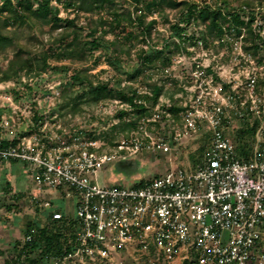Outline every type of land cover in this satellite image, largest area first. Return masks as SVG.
<instances>
[{
	"label": "built area",
	"instance_id": "2783aa9c",
	"mask_svg": "<svg viewBox=\"0 0 264 264\" xmlns=\"http://www.w3.org/2000/svg\"><path fill=\"white\" fill-rule=\"evenodd\" d=\"M225 38L232 41L229 35ZM242 38L220 57L196 42L199 51L190 52L183 77L182 133L166 131L165 123L154 135L148 132L161 115L156 107L112 154L79 135L45 134L47 142L32 135L0 149V158L32 165L39 191L73 203L74 215L51 213L54 220L73 219L78 227L74 249L53 264H264L263 129L255 135L248 160L226 135L231 114L243 120L247 111L258 119L264 113L256 92L264 60L259 64L256 56L244 52ZM221 58L246 71L241 82L225 75ZM236 96L243 99L236 102ZM200 131L209 135L202 166L188 171L171 167L128 187L105 188L97 182L98 171L114 159L120 162L140 152L167 154L172 143L193 141Z\"/></svg>",
	"mask_w": 264,
	"mask_h": 264
},
{
	"label": "trees",
	"instance_id": "16d2710c",
	"mask_svg": "<svg viewBox=\"0 0 264 264\" xmlns=\"http://www.w3.org/2000/svg\"><path fill=\"white\" fill-rule=\"evenodd\" d=\"M60 7L73 16L60 17ZM166 11H173L178 19L170 26V37L177 39L174 51L170 50L169 43L161 49L140 48L136 54L139 64L132 72H128L122 66V56L129 55L135 43L147 45L151 41L156 20L148 19L153 15L166 18ZM82 14L84 22L80 21ZM258 16L264 19V3H260L255 9L247 1L234 5L223 2L219 6H212L188 0H0V55L10 53V56H5V67L0 64V84L12 80L19 81L21 76H39L53 70L68 72L69 80L61 84V96L64 98L67 93H74L68 97L72 111L83 103L118 102L122 107L117 115V124L102 132V135L92 132L86 138L102 143L101 150H114L121 139H127L130 133L138 130L142 119H148L155 113L156 107L161 109V115L157 121L150 123L154 127L153 133L161 130L162 123L168 126L182 123L179 115L182 111L181 101L171 97V103L159 104L164 83L171 81L176 84L177 80L166 75L161 79V83L150 82L151 72L159 71L164 74L168 71L173 58L171 54L176 53L181 46L187 55L191 53L183 46L187 43L196 45L199 40L205 49L214 40H218L220 48L230 49L232 42L243 34L242 50L260 56L261 62L264 59V36L261 34L263 26H254ZM190 25L201 27L198 37L194 32L188 34L187 28ZM33 26L39 29L41 26H48L51 38L47 49L35 52L20 44L18 33ZM54 34L55 37L52 36ZM226 35H229L232 41H228ZM108 36L112 39H107ZM28 39L34 38L29 36ZM96 52L101 55L95 56ZM101 58L113 69H121L120 74L126 78L125 82L118 77L108 80L88 75L89 68L85 65L92 61L91 67H97ZM50 60L55 61L57 65H51ZM63 62L80 65L82 68L71 71L68 66L60 64ZM136 83L144 87L143 92L139 90L140 86H135ZM32 91L30 86L24 85L22 90L15 89L12 94L15 101H20L33 98ZM256 92L264 101V77L257 81ZM242 99L243 97L237 98L236 102ZM167 114L170 117H166ZM1 115L0 111V134L5 131ZM245 116L249 122L242 123L243 120L238 115L231 114L230 122L238 121L244 130H237L234 136L229 133L226 135L236 152L248 160V141L255 140V135L261 127V139L264 144V113L261 114V119L248 111ZM45 118L46 116L34 110L27 130L19 132L12 139L8 136L2 137L0 149L14 147L24 137L32 135H37L43 142H47L41 133ZM8 119L13 121V116ZM5 162L30 164L26 161L0 158L1 165ZM162 174L157 173L155 177ZM143 182L142 180L141 184ZM2 190L6 199H14L15 194L11 192L9 181H5ZM12 206H6L4 213L11 212ZM77 229L73 219L60 222L54 220L51 215L25 219L21 221L20 227L14 229L15 239L0 247V264H53L74 249ZM17 232L19 237H16ZM3 241L0 239V243L3 244Z\"/></svg>",
	"mask_w": 264,
	"mask_h": 264
},
{
	"label": "rangeland",
	"instance_id": "374dc122",
	"mask_svg": "<svg viewBox=\"0 0 264 264\" xmlns=\"http://www.w3.org/2000/svg\"><path fill=\"white\" fill-rule=\"evenodd\" d=\"M196 4L208 3L212 6H219L223 2H227L229 5L237 3L249 2L252 7L257 9L260 3H264V0H188ZM59 16L65 18L66 16L72 17L70 12H67L63 7H60ZM81 22H84L83 14L80 15ZM166 18H161L158 15H153L148 20H156L155 30L152 34L151 41L147 45L135 43L129 55L122 56V66L128 71L132 72L133 69L138 66L139 61L136 58V54L140 48L148 50L150 48L161 49L166 43H169L170 50L174 51V43L177 39L170 37V26L177 22V15L173 11H166ZM262 25V36H264V19L258 16L254 26ZM188 34L195 33L198 37L201 32V27L197 25H190L187 28ZM32 36L34 39H28ZM51 35L48 32V26H41L40 29L37 26H33L30 29L24 28L18 33L19 42L22 46H26L31 51H39L47 49L49 47V39ZM55 37L56 35H52ZM107 39H112L108 36ZM200 41V40H199ZM214 40L211 45L204 49L210 54H215L220 57L223 54H228L229 51L225 48H220L219 44H216ZM214 46V47H211ZM216 46V47H215ZM183 47L187 48L188 52L199 51L196 45L185 44ZM176 52V51H175ZM202 52H200V55ZM10 56L7 52L5 56ZM101 55L100 52H96L95 56ZM198 55V53H197ZM209 56V54H207ZM261 55V54H260ZM4 55H0V64L5 67L6 59ZM172 61L171 66L167 69L166 73L162 74L159 71L151 72L150 82H160L161 79L169 76L176 79V84L171 81L164 83L163 95L160 98L159 104L171 103V97L173 100L177 99L181 101V97L184 96L182 86L185 84L184 76H187L189 65L191 64L190 55H187L182 46L176 53L171 54ZM260 56H256L257 63ZM101 58V63L97 67L92 68V61H89L85 67L89 70L87 74L97 77L99 79L112 80L114 77L121 78L125 82L126 78L122 76L121 69L116 70L110 67ZM261 60V58H260ZM264 59H262L263 61ZM261 61V62H262ZM208 63L209 60H205ZM51 65L55 66L57 63L50 60ZM70 68L71 71L82 68L80 65H72L69 62H63ZM221 70L225 75L230 78H239L241 82V76L246 75L245 70H239L236 65L231 64L225 59L221 58ZM168 72V73H167ZM228 78V77H227ZM69 80L68 72L50 71L39 76H21L20 80H12L3 84H0V111L2 113L1 120L5 127V131L1 134V137L14 138L19 132L27 130V127L31 124L32 115L34 110L39 114L46 116L44 124L41 128V133L47 134V136L60 138L64 135H79L87 138V135L94 132L96 135H102V132L108 131L112 126L117 124L119 120L117 115L122 108L118 102H103L99 104H79L75 110H71V101L67 93L64 98L61 96V84ZM24 85L30 86L33 91L34 97L31 99H22L15 101V97L12 91L15 89H23ZM141 92L144 91V87L136 83ZM71 94V96H73ZM178 101V102H179ZM68 103V106L65 105ZM70 104V105H69ZM159 111L161 109H158ZM13 116V121H9L8 117ZM242 118V117H241ZM249 120L243 119L242 123H247ZM10 123V124H9ZM243 126V125H242ZM149 128V130H148ZM166 131L174 134L175 132L183 131L181 124L173 123L167 126ZM148 132L152 135L154 127L149 125L147 127ZM237 130H244L241 128L238 121H231L228 125L227 133L234 136ZM131 134V133H130ZM128 135V137L130 136ZM198 136L193 141H186L180 139L178 143L171 144V151L167 154L160 152H140L125 160L118 162L117 159L104 165L97 173V182L105 188H119L133 186L142 180H150L155 177L157 173H164L171 167L179 168L184 171L195 169L198 166L205 164V154L208 152L209 145L207 139L209 135H201L202 131L198 132ZM118 136V135H117ZM120 139V138H119ZM122 140V139H121ZM120 140V141H121ZM252 141H248L249 146H253ZM100 146L102 143L98 142ZM201 147L203 149L201 150ZM101 148V147H100ZM101 151L112 154L114 150L102 149ZM125 164H131V167H123ZM5 181H9L11 184V192L14 193V199L10 197L5 198L2 186ZM5 198V199H4ZM44 202H48V206H43ZM13 205L11 212L4 213L6 206ZM38 207V208H36ZM38 210V211H37ZM53 211H61L71 215H74L73 203H65L58 200V195H49L46 190L39 191L35 184L34 169L31 164L24 165L23 163H10L5 162L0 164V236L3 240H6L1 246H5L7 243L12 242L14 238V229L20 227L21 221L34 217H46L51 215ZM19 232L16 233V237H19ZM11 240V241H10Z\"/></svg>",
	"mask_w": 264,
	"mask_h": 264
},
{
	"label": "crops",
	"instance_id": "0c3cea01",
	"mask_svg": "<svg viewBox=\"0 0 264 264\" xmlns=\"http://www.w3.org/2000/svg\"><path fill=\"white\" fill-rule=\"evenodd\" d=\"M0 234L2 235L3 233L1 232ZM1 235H0V236H1ZM0 239H2V237H0ZM5 242H6V240L3 241V244H4ZM0 244H2V243H0ZM127 261H129V260L127 259ZM127 264H131V263H130V262H127Z\"/></svg>",
	"mask_w": 264,
	"mask_h": 264
},
{
	"label": "flooded vegetation",
	"instance_id": "af4514ba",
	"mask_svg": "<svg viewBox=\"0 0 264 264\" xmlns=\"http://www.w3.org/2000/svg\"><path fill=\"white\" fill-rule=\"evenodd\" d=\"M123 167H131V164H125Z\"/></svg>",
	"mask_w": 264,
	"mask_h": 264
}]
</instances>
